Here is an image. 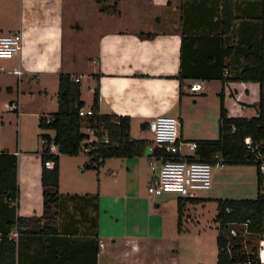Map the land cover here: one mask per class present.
<instances>
[{
    "label": "crops",
    "instance_id": "obj_1",
    "mask_svg": "<svg viewBox=\"0 0 264 264\" xmlns=\"http://www.w3.org/2000/svg\"><path fill=\"white\" fill-rule=\"evenodd\" d=\"M114 3V0L103 5L96 0H0V36L22 35L20 52L12 60L0 61L4 68L0 73V152L18 156L20 187L16 203L0 196V235L19 217L55 218L59 236L68 239L65 242L68 248L75 250L72 254L75 260L62 259L58 240L29 243L23 237V264H79L80 258H93V248L88 243L92 239L97 240L94 247L99 249L97 264H141L142 254L150 251L149 245L146 249L142 247L137 223L133 222V227L122 235L108 229L107 218L102 215V199L106 194L99 179L72 169L64 177L66 161H77L79 157L60 155L63 199L58 208L45 210L43 147L39 145L44 133L39 121L59 110L60 75L80 79L86 110L98 88L101 114L129 117L131 129L136 125L144 133L149 132V125L146 129L142 125L159 116L176 118L183 142L219 138L214 128L218 131L220 126L221 93L230 118L251 119L259 114L258 83L223 85L219 79L223 71L229 76L239 72L248 54L261 52L264 25L258 2L237 3L236 21L228 32H224L221 5L216 0H119L117 12L101 11L103 6L111 7ZM196 82L202 83V90L192 92L191 86ZM86 86L93 92L90 99L86 98ZM145 139L153 141V137ZM191 154L187 148L181 152L182 156ZM119 159L123 163L131 161L129 171L135 172L142 161L149 166L146 154ZM218 169H222L224 177L230 174L226 166ZM240 169L235 174L248 173L245 167ZM249 173L258 195L256 168ZM152 178L150 169L148 186ZM220 178L218 174L209 190L210 197L197 195L191 199L257 198L219 197L213 188ZM96 194L99 212L94 209V200L84 198ZM187 205L184 214H188ZM182 218L183 226L186 216ZM112 219L110 222L114 223L115 218ZM176 220L175 215L173 224ZM44 224L45 219L41 225ZM165 226L163 218L159 234H154L158 240L165 239ZM151 238L148 236V241ZM15 240L18 242L17 237ZM69 240L75 242L73 247Z\"/></svg>",
    "mask_w": 264,
    "mask_h": 264
},
{
    "label": "trees",
    "instance_id": "obj_2",
    "mask_svg": "<svg viewBox=\"0 0 264 264\" xmlns=\"http://www.w3.org/2000/svg\"><path fill=\"white\" fill-rule=\"evenodd\" d=\"M110 0H96L98 4H106ZM111 7L103 6L102 12H117L118 1ZM221 5L222 23L224 32L231 31L236 21L235 11L237 3L241 1H255L261 6V21L264 25V0H216ZM151 37V35H147ZM261 52L248 54L243 68L232 76L224 74L219 78L223 85L230 82L258 83L260 85L259 114L251 119L230 118L224 105V95L220 94V126L217 140L196 141L199 148L196 156L203 161H210L215 155H220L226 165H250L254 166L252 155L245 147V139L250 137L256 143L264 142V37L261 40ZM80 82L68 74L59 77L58 104L59 110L55 114L40 118L39 128L44 131H52L54 135L44 133L40 136L46 140L47 145L41 152L42 160V186L44 189V207L46 211L58 208L63 196L60 194V155L78 157L86 154L89 161L85 170L99 171L106 160L111 158H135L145 156L146 150L153 145V141L146 139H133L131 136V119L125 116L105 115L100 112V92L97 88L94 92L93 103L89 110L82 100ZM86 110L84 117L81 111ZM50 118V123L45 119ZM149 124L142 125L143 129ZM90 129L94 132L96 140L91 144L87 141L90 136L84 132ZM108 140V143L106 141ZM54 144L58 153L50 152V146ZM91 146V147H90ZM92 148V149H90ZM156 154H164L174 158L181 154L176 148L157 147ZM19 159L16 154L7 151L0 152V196L8 199L10 203H16L20 196L18 183ZM258 185L259 178L257 174ZM72 199L76 196L71 197ZM86 199L94 200V209L99 212V195L86 196ZM202 199L179 198L178 199V232L182 231V217L187 203L196 204ZM230 210V212H228ZM264 196L258 195L253 200H218V215L216 222L219 224L217 245L219 253L218 264H247L250 256L242 251L240 241L229 237V223L250 222V231L256 234L264 232ZM45 219V224L41 225ZM23 218L19 217L11 223L9 230L0 235V264H23L21 255V241L23 237L29 239V243L44 242L46 239L60 242L62 259L75 260L72 254L73 248H68L66 240L59 236L55 218ZM97 228V220H95ZM17 234L16 238L11 237ZM94 237L98 238L95 233ZM228 237V238H227ZM71 246L75 244L69 240ZM97 240L90 243L93 248V258H80L79 264H97L99 249H95ZM230 245V251L228 249ZM87 248L82 250L83 256L87 254ZM255 259V258H254Z\"/></svg>",
    "mask_w": 264,
    "mask_h": 264
},
{
    "label": "rangeland",
    "instance_id": "obj_3",
    "mask_svg": "<svg viewBox=\"0 0 264 264\" xmlns=\"http://www.w3.org/2000/svg\"><path fill=\"white\" fill-rule=\"evenodd\" d=\"M92 93L91 88L86 86L85 94L87 99H90ZM214 129L216 135L219 136V128L218 131L217 127ZM41 131L42 133H53L54 135L52 131H44L42 129ZM131 136L133 139L140 140L151 138L152 134L150 132H142L135 125L131 129ZM39 145L42 146L41 139ZM185 150V146L182 147V153ZM78 157L77 161H73L76 162L74 164L71 161H66L64 177L72 169V172L76 171L81 174L84 171L87 172V175L91 174L93 176L91 178L94 180H100L103 191L106 194V198L102 199V215L103 218L106 216L104 219L107 218L108 229L116 235H122L126 232L125 230H130L133 227V222H135L138 224L137 229L139 230L140 238H142L143 249H146L144 247L148 248L149 245L150 251L148 250L145 254H142L141 264H218L219 249L217 238L219 235V224L216 222V217L218 215V199L220 198L212 200L202 199L196 204L189 203L187 205L188 214H183L184 217L186 216V221H184L182 226L183 231L179 233L177 230L178 221L176 220V223L173 224V217L175 215L178 216V199L180 196L167 193L161 197L149 198L148 180L150 168L147 161H142L138 164L136 166L137 172H134L127 169L132 166L131 161L123 163L120 159L111 158L106 161V165L100 168V176H98L96 171L85 170L86 165L82 167L83 162L89 161V157L86 154ZM243 167L248 171L247 174L244 175L240 172L235 174ZM252 168L256 167L229 164L226 165L225 170H228L230 174L224 177L223 173H221L222 169L214 167L212 186H214V180L218 174L221 178L220 180L217 179L213 193L217 192V195L223 198H256V183L252 175H250L251 173H249ZM88 171L93 172L89 173ZM211 194L209 191H201L198 196L207 198ZM158 203L161 205L160 207H156ZM113 217L115 222L111 223L110 220H113ZM163 218L166 220V237L163 240H158L154 234H159V227ZM148 236L152 237L150 241L147 239ZM258 248L259 241L250 239L249 252L257 251Z\"/></svg>",
    "mask_w": 264,
    "mask_h": 264
},
{
    "label": "built area",
    "instance_id": "obj_4",
    "mask_svg": "<svg viewBox=\"0 0 264 264\" xmlns=\"http://www.w3.org/2000/svg\"><path fill=\"white\" fill-rule=\"evenodd\" d=\"M22 48V35L13 33L0 36V61L12 60ZM4 72V68L0 66V73ZM21 75V72H16ZM76 83L80 79H74ZM202 90V83L196 82L191 86L192 92ZM87 111L82 110L81 116L84 117ZM46 123H50L51 119L46 118ZM149 132L153 137V145L148 147L150 154L149 167L153 173V178L148 186L149 198L161 197L167 193L177 194L181 198H193L201 191H209L213 184V168H225V160L220 155H215L210 161L200 160L196 156L199 145L196 141L183 142L180 136V123L176 118L169 116H159L149 122ZM84 132L90 136L87 141L91 144L96 140L94 132L90 129H84ZM41 139L42 147L47 145L46 140ZM108 143V140L106 141ZM186 147L192 154L189 156H180L174 158L164 154H156L157 147L176 148L182 152V147ZM91 147V146H90ZM245 147L252 155L253 164L256 167L259 178V194L264 196V142L256 143L252 138L245 139ZM50 152L57 154L58 148L52 144ZM92 149V148H90ZM230 212V210H228ZM264 224V217H263ZM228 235L231 238L240 241V245L244 254L250 256L247 264H264V232L256 234L250 231V222L247 223H229ZM18 235L13 234V238ZM228 238V237H227ZM259 241L257 251L249 252V240ZM103 247V243H101ZM230 251V245H228ZM255 258V259H254Z\"/></svg>",
    "mask_w": 264,
    "mask_h": 264
},
{
    "label": "water",
    "instance_id": "obj_5",
    "mask_svg": "<svg viewBox=\"0 0 264 264\" xmlns=\"http://www.w3.org/2000/svg\"><path fill=\"white\" fill-rule=\"evenodd\" d=\"M150 154V150L149 149H147L146 150V155H149ZM158 207V206H157Z\"/></svg>",
    "mask_w": 264,
    "mask_h": 264
}]
</instances>
